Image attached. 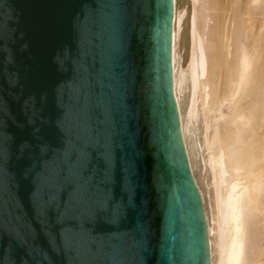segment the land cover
<instances>
[{"label": "water", "instance_id": "95a60500", "mask_svg": "<svg viewBox=\"0 0 264 264\" xmlns=\"http://www.w3.org/2000/svg\"><path fill=\"white\" fill-rule=\"evenodd\" d=\"M187 24L189 0H0V264H211Z\"/></svg>", "mask_w": 264, "mask_h": 264}, {"label": "bare ground", "instance_id": "6f19581e", "mask_svg": "<svg viewBox=\"0 0 264 264\" xmlns=\"http://www.w3.org/2000/svg\"><path fill=\"white\" fill-rule=\"evenodd\" d=\"M191 2L193 8L195 3H199L198 13L195 8L192 13L191 8L189 24L186 27L191 52L194 51L196 55L194 71L196 70L198 77L197 86L201 89L199 100L204 102L207 109L212 105L214 108L220 107L226 110V114L231 119L233 118L231 131L228 132V137L224 139L217 153L215 176L216 185L222 190L223 213L221 214L226 225V237L228 236L229 240L228 246L226 244L228 247L226 264H253L252 259L248 257L249 248L254 243L257 226L264 220V112L262 110L264 103L256 101L260 88L256 90L257 75L255 76L256 71L254 72L256 62L264 61V53L258 54L259 59L255 60L257 57L254 49L255 46L261 47L259 44L256 45L260 39L262 40L260 43L264 45V0H191ZM223 7L224 9L228 7L229 10L222 16L217 12L224 10ZM253 17H256V21ZM261 17L262 22H259ZM257 38H260L258 42ZM177 88L176 74L175 97L178 105L177 94L180 92ZM219 96L222 99L221 103L217 100ZM186 118H188L186 122L188 126L189 98ZM208 123L213 124L208 121L207 126ZM181 130L185 142L186 128H182V121ZM210 138L215 140L214 136ZM229 165L236 171L232 177L227 176V172L231 173ZM218 202H221L219 198Z\"/></svg>", "mask_w": 264, "mask_h": 264}, {"label": "rangeland", "instance_id": "374dc122", "mask_svg": "<svg viewBox=\"0 0 264 264\" xmlns=\"http://www.w3.org/2000/svg\"><path fill=\"white\" fill-rule=\"evenodd\" d=\"M192 6L193 4L190 0L189 16H190L191 8H192V13L194 8L196 13H198L199 11L198 8L199 3L198 4L195 3L194 8ZM228 10L229 9L227 7L226 9L222 10L221 12L218 11L217 13H220L223 16L224 13ZM256 17L253 18L254 20L256 18L258 22L259 15ZM259 22H262V17H261V21ZM186 27L187 25L181 28L184 30H181L180 33L179 50H178L179 59L177 61V65H178L177 90L178 92H180V94H177L179 111L182 121V128H186V130H188V132H186V130L184 132L185 144L188 149L193 175L195 177L196 183L198 185L203 200L207 227L210 226V228H208V236H209V244H210L211 261L212 264H226V257H227L226 254L228 250L226 244L228 246L229 240H228V236L226 237L227 235V232H225L226 225L225 222L223 221V215L221 214V212L223 213V207H222L223 203L221 198L222 190H220V188L217 187L215 176H216V166H217V153L219 151L220 145L222 146V144L224 143L223 142L224 139L228 137V132L231 131L233 118L231 119L230 116L226 114L225 109L223 110L217 106L214 108L213 105L207 109V106L204 104V102L199 100L201 89H199V87L197 86L198 77L196 74V70L194 71L196 55L194 51L191 52V44H190V40H188V36L186 35L187 33ZM220 29L221 27L219 25V30ZM228 30L229 28L226 29V31ZM259 39L260 38H257V42L259 41ZM260 42H262L261 39ZM260 42L257 43L256 45L259 44L262 48H264V45ZM261 47L255 46L254 49L256 50L255 51L256 57L258 54L260 55L264 53V49H262ZM258 59L259 56L255 60L257 61ZM261 61L262 60H258L256 62L257 64L256 70H254L255 67L253 68V70L254 72L256 71L255 76L257 75L255 81V87L257 86L256 90L260 88L259 89L260 92L258 91L259 94L257 95L256 101L262 104L264 103V95H263L264 94L263 93L264 61L263 62ZM220 96L217 98L219 103L222 102ZM188 98L190 99V124L186 126V122H188V118H186V106H188ZM262 110L264 112V104ZM208 121H211L213 124L208 123L207 126ZM209 125L212 126L210 127ZM212 136H214L215 140H213V138H210ZM208 138H210V140ZM211 140L213 141L210 142ZM228 167L230 168L231 173L229 172L228 174L227 172V176L231 175L232 177L236 171L234 168L232 169L230 165ZM218 198L219 201L221 200V202H218ZM255 233H256L255 238L253 240L254 243H252V245L250 246L249 248L250 250L248 249L249 250L248 257L252 259L253 264H264V220L260 223V225L257 226Z\"/></svg>", "mask_w": 264, "mask_h": 264}]
</instances>
